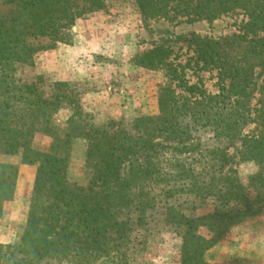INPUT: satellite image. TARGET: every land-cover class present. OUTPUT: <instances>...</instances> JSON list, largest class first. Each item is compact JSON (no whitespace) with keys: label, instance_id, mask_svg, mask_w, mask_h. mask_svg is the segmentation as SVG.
<instances>
[{"label":"trees","instance_id":"16d2710c","mask_svg":"<svg viewBox=\"0 0 264 264\" xmlns=\"http://www.w3.org/2000/svg\"><path fill=\"white\" fill-rule=\"evenodd\" d=\"M136 2L143 12L154 10L160 17L174 11L215 19L242 11L247 17L245 27L260 31V35L249 40L226 37L222 40L226 46L219 41L201 40L200 51L208 55L204 63L220 62L216 68L224 83L222 93L206 97L207 103L196 99L190 103L167 89L160 95V119H138L134 125L141 132L138 136L132 137L125 130L81 126L74 122L75 113L68 121L69 131L62 136L53 118L60 103L57 97H44L36 85L19 82L14 75L15 63L31 64L39 50L36 41L65 40L67 30L78 18L104 7L105 2L0 0L7 8L0 15V153L21 151L23 164L38 166L25 226L18 241L0 245V264H131L128 241L134 205L130 193L137 183L160 170L149 160V149L155 145H151L150 138L160 133L163 141L175 142V150L181 147L180 151H186L189 131L181 123L186 117L200 115L207 124L220 128L232 145L240 141L239 160L254 161L259 170L244 184L229 166L219 174L216 184H204L197 180L194 170L175 159L174 166L180 169L172 172L169 180L187 178L191 187L183 193L198 192L196 196L214 199L211 212L196 216H187L173 205L167 208L166 220L181 228V264H205L204 254L231 227L264 211V89L257 91L263 99L254 110L249 104L238 110L239 99L251 96L259 86L255 68L264 70V0ZM221 98L231 101L225 112L217 106ZM248 120L255 123L257 133H241L240 125ZM37 134L50 137L47 151L33 148ZM79 137L88 142L84 166L89 177L85 184L68 178L72 141ZM158 145L161 143L155 147ZM235 158L229 155L228 161ZM17 177V165L0 162V215L15 193ZM175 189L167 188L166 196L172 198ZM200 228L206 229V236Z\"/></svg>","mask_w":264,"mask_h":264},{"label":"rangeland","instance_id":"374dc122","mask_svg":"<svg viewBox=\"0 0 264 264\" xmlns=\"http://www.w3.org/2000/svg\"><path fill=\"white\" fill-rule=\"evenodd\" d=\"M103 1L104 7L75 21L65 40L36 41L39 50L31 64L15 63L14 75L19 82L36 85L44 97H57L60 103L53 118L62 136L69 131L68 121L74 113V122L81 126L125 130L132 137L138 136L141 132L134 127L138 119H160V95L167 89L190 103L195 99L207 103L206 97L222 93L224 83L219 80L216 68L220 62L204 63L208 55L200 51L201 40L219 41L226 46L222 41L226 37L249 40L260 35V31L245 27L247 17L242 11L215 19L179 15L174 11L160 17L154 10L143 12L136 0ZM6 12V6L0 3V15ZM263 72L262 68H255V82L259 86H255L251 96L239 99L238 110L247 104L254 110L263 99L257 92L264 89ZM188 87L195 89L190 91ZM229 101L220 99L217 105L220 111L225 112L231 106ZM181 123L189 131L186 151H180L181 147L175 150L174 141H163L160 133H156L150 138L151 145L161 143V146L149 149V160L162 173L159 170L131 190L134 205L128 241L131 264H181V228L166 220L169 206L187 216L213 210V198L203 199L196 196L198 192L183 193L191 187L189 179L169 180L168 176L180 169L174 166L175 159L182 160L186 169L194 170L197 180L204 184H216L219 174L229 166L244 184L259 170L256 162L239 160L240 141L232 145L220 128L207 124L200 115L183 118ZM240 130L242 134L258 131L251 120L240 125ZM50 142V137L37 134L32 146L47 151ZM87 144L83 137L72 141L68 167L71 181L87 182L89 175L84 166ZM229 155L236 158L228 161ZM1 161L18 167L15 193L0 215V245L5 246L18 241L23 231L38 166L23 164L21 151L0 153ZM183 185L189 187L183 190ZM172 186L176 192L171 198L165 190ZM200 232L205 236L208 233L205 228H200ZM203 259L205 264H264V211L231 227Z\"/></svg>","mask_w":264,"mask_h":264}]
</instances>
